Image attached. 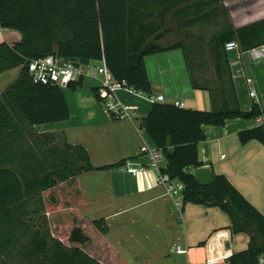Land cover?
<instances>
[{
  "label": "trees",
  "instance_id": "obj_1",
  "mask_svg": "<svg viewBox=\"0 0 264 264\" xmlns=\"http://www.w3.org/2000/svg\"><path fill=\"white\" fill-rule=\"evenodd\" d=\"M220 2L195 0L187 8L192 6L195 18H199L200 12L211 5L227 21L226 10L219 9ZM163 3L0 0V25L22 34L13 44L0 42V73L21 66L18 77L0 94V264H129L107 241L109 225L105 218H77L73 212H66L58 217L63 225L51 227L47 207L79 206L83 202L79 174L94 166L81 144L34 128L36 123L68 118L69 106L62 87L32 80L28 63L50 53L84 64L98 59L117 78H125L149 93L152 87L144 57L172 46H140L131 41V28L136 22V9L147 5L163 8ZM219 24L222 29L212 38L211 51L222 79L228 56L226 41L238 38L242 49L264 44V18L236 29L231 22ZM189 63L192 66V58ZM83 80L81 76L68 86L75 89ZM225 80L220 81L221 97L213 109L155 101L142 125L166 159L160 172L168 180L184 184L182 202L219 206L231 219V231L249 236L247 248L234 252L228 262L253 264L264 252V214L225 174L216 173L212 181L202 183L184 169L202 162L198 149L206 137L202 124H224L228 118H256L261 114L257 101L251 109H241L227 93L230 88ZM93 90L97 96L98 88ZM239 137L242 142L255 138L264 143V128L255 125L242 129Z\"/></svg>",
  "mask_w": 264,
  "mask_h": 264
},
{
  "label": "crops",
  "instance_id": "obj_2",
  "mask_svg": "<svg viewBox=\"0 0 264 264\" xmlns=\"http://www.w3.org/2000/svg\"><path fill=\"white\" fill-rule=\"evenodd\" d=\"M228 1L223 0L226 19L235 29L264 18V0H247L257 1L253 9L245 5L236 11ZM163 2V8L147 5L136 9V22L131 28V41L140 46L154 42L163 47L172 46L144 57L152 87L149 93H164L167 101H183V107L211 110L221 97L220 81L226 79L230 88L227 93L241 109L249 110L257 101L260 115L264 116V55L253 56L235 38L239 48L235 55L224 59L220 79L211 51L213 44L209 43L221 31L219 23H228L223 15L210 5L195 18L193 7L187 8L195 0ZM21 37L19 30L0 25V42L13 44ZM187 41L201 43L194 46L192 66L183 44ZM196 49H206L208 54ZM246 51L250 52L249 58L242 55ZM20 70L21 66H16L0 73V94L18 77ZM86 76L77 88H62L69 106L68 118L34 125L39 132H55L60 139L84 146L94 166L79 174L83 202L65 208V213L73 212L77 218H105L109 225L107 241L129 264H202L211 249L216 251L214 255L225 253L222 241L229 238L231 253L247 248L249 236L231 231V219L226 211L217 205L184 204L181 193L170 195L165 182L159 180V168L150 164L144 151L146 145H156L142 125L155 101L145 92L120 89L119 98L137 106L135 117H110L93 90L102 83L103 74ZM252 89L254 95L250 94ZM255 121L256 118L234 117L226 119L224 124H202L206 136L198 145L202 162L184 169L202 183L212 181L216 173L225 174L264 214V143L255 138L242 142L239 137V131L255 126ZM162 158L163 155L160 167L166 164ZM128 161L145 163L147 168L134 174L123 167ZM55 212L52 224L62 226L58 209ZM234 236L246 238L239 249H233ZM178 244L186 251H177Z\"/></svg>",
  "mask_w": 264,
  "mask_h": 264
},
{
  "label": "built area",
  "instance_id": "obj_3",
  "mask_svg": "<svg viewBox=\"0 0 264 264\" xmlns=\"http://www.w3.org/2000/svg\"><path fill=\"white\" fill-rule=\"evenodd\" d=\"M225 48L227 50L233 48L238 49L239 43L235 39H229L225 43ZM250 52L253 56L264 55V46L262 45L260 48L252 47L250 48ZM87 66H89V63H77L74 60L66 59L55 53H50L45 56L30 59L28 63V70L34 82L57 84L60 87L68 86L71 81L77 80L81 76L85 77L86 75L93 73L103 74L102 83L97 87V98L99 99L105 113H107L110 117L134 119L137 106L124 103L118 96V90L126 89L131 92L143 91L129 84L125 78H117L103 61H101V64L97 65L93 70H90ZM145 94L152 101H167V97L161 92H145ZM250 94L254 95L255 91L252 89ZM167 102L175 103L180 106L183 105V101L178 99H171ZM255 125L263 126L264 128V116H257ZM144 151L150 158V164L159 168V180L165 182L167 192L170 195L180 193L184 188V184L181 181L172 182L167 179L165 174L160 172L159 161L162 157L161 149L157 146L146 145L144 147ZM123 167L127 168L132 173L137 174L144 171L147 168V164H130V161H128L123 164ZM222 246L225 249V253L221 255H214L216 251L209 249L210 252L202 264H230L228 262V258L233 253L230 252V248L226 247L225 240L222 241ZM177 251L185 252L186 249L178 244ZM253 264H264V252L258 256V260Z\"/></svg>",
  "mask_w": 264,
  "mask_h": 264
},
{
  "label": "rangeland",
  "instance_id": "obj_4",
  "mask_svg": "<svg viewBox=\"0 0 264 264\" xmlns=\"http://www.w3.org/2000/svg\"><path fill=\"white\" fill-rule=\"evenodd\" d=\"M151 1L153 3L155 0H151ZM228 2H229L228 0H225V3H228ZM220 3H221V6H219V9H225L226 12H227V7L223 6L224 5L223 4V0ZM230 3L232 4V7L236 11L237 9H240L242 6H245V5H247L246 6L247 9H253V6H254V4L257 3V1L252 2V1H247V0H230ZM229 8H231V6ZM213 43H214V41H212L209 44H213ZM183 44L185 45L186 52H188L189 55H190V58H192V55L195 52L194 46H196L197 44H201V43L200 42H195V41H191V42H188L187 41V42H185ZM196 50L198 51V50H204V49H196ZM204 52L208 54V51L206 49L204 50ZM242 55L245 58H249L250 57V52H247V51L246 52H243ZM99 64H101V61L100 60H98V59H92L90 61V63H89V66H87V68H90V70H93ZM85 77H88V76H85ZM62 88L64 90H66L67 88H70L71 89L70 86L69 87H66L65 86V87H62ZM162 159H165V158H162ZM52 210H54V211H51V208L48 206L46 212H47V215L50 218V225H51V227L53 229H55L54 224H52V220H53V215H55L57 212H55V209H52ZM64 210H65V207H61V208L58 209V213L59 214L65 213ZM245 242H246V238L244 236H242V237H235L234 236V238H233V249H239V247L243 246V244H245Z\"/></svg>",
  "mask_w": 264,
  "mask_h": 264
},
{
  "label": "water",
  "instance_id": "obj_5",
  "mask_svg": "<svg viewBox=\"0 0 264 264\" xmlns=\"http://www.w3.org/2000/svg\"><path fill=\"white\" fill-rule=\"evenodd\" d=\"M227 53H228L229 56H233V55H235L237 53V50L234 49V48L233 49H229V50H227ZM225 244H226L227 248H230L231 247L230 239H226Z\"/></svg>",
  "mask_w": 264,
  "mask_h": 264
}]
</instances>
